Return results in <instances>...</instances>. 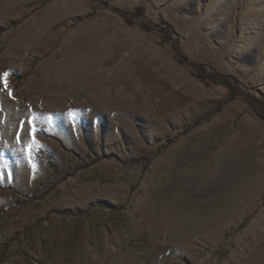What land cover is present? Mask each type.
Here are the masks:
<instances>
[{
    "label": "rangeland",
    "instance_id": "374dc122",
    "mask_svg": "<svg viewBox=\"0 0 264 264\" xmlns=\"http://www.w3.org/2000/svg\"><path fill=\"white\" fill-rule=\"evenodd\" d=\"M0 264H264V0H0Z\"/></svg>",
    "mask_w": 264,
    "mask_h": 264
},
{
    "label": "trees",
    "instance_id": "16d2710c",
    "mask_svg": "<svg viewBox=\"0 0 264 264\" xmlns=\"http://www.w3.org/2000/svg\"><path fill=\"white\" fill-rule=\"evenodd\" d=\"M137 10L139 11L140 9L137 8ZM122 16L129 21L130 20V16L132 15L131 13L127 12V11H123L121 12ZM170 31V30H169ZM175 47L178 48V44L177 42L174 41ZM194 65L199 69L200 73H201V77L203 79H206L208 76V73L206 72V69L204 67V65L199 64V63H194ZM211 75L213 76H218V74H216L215 72H212ZM247 224V222H245L244 224H242V226L244 227Z\"/></svg>",
    "mask_w": 264,
    "mask_h": 264
},
{
    "label": "snow or ice",
    "instance_id": "6c2138e0",
    "mask_svg": "<svg viewBox=\"0 0 264 264\" xmlns=\"http://www.w3.org/2000/svg\"><path fill=\"white\" fill-rule=\"evenodd\" d=\"M28 124L31 125L32 122L29 121ZM35 132H36V129H35V127L33 126V127H32V130H31V133H30V134L33 136V143H36V141H35Z\"/></svg>",
    "mask_w": 264,
    "mask_h": 264
}]
</instances>
